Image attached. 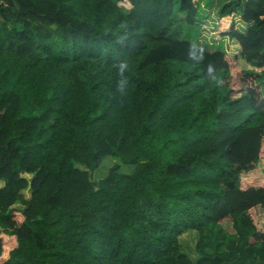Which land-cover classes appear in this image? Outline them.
Listing matches in <instances>:
<instances>
[{
  "label": "trees",
  "instance_id": "trees-1",
  "mask_svg": "<svg viewBox=\"0 0 264 264\" xmlns=\"http://www.w3.org/2000/svg\"><path fill=\"white\" fill-rule=\"evenodd\" d=\"M201 1L0 0V264H264V0L218 8L234 54Z\"/></svg>",
  "mask_w": 264,
  "mask_h": 264
},
{
  "label": "rangeland",
  "instance_id": "rangeland-1",
  "mask_svg": "<svg viewBox=\"0 0 264 264\" xmlns=\"http://www.w3.org/2000/svg\"><path fill=\"white\" fill-rule=\"evenodd\" d=\"M226 0H202L199 4L198 9V16L201 19V28L198 30L196 25L189 26L186 25L183 21H181L182 26V36L183 38L187 40H191L192 43L200 48H203L207 51H213V50H226V52L234 54L237 51V46L232 43L231 40H229L227 37L222 38L217 33V27H218V8L225 2ZM235 26L237 29L242 30V24L239 23V17L237 15L234 16ZM203 20V21H202ZM240 68H249L251 69L250 65L245 63L243 60H240V63L238 64ZM264 70V68H263ZM259 72L260 70L256 68V70ZM229 86L232 87L234 90L233 97L239 96V92L243 91V88L245 87L243 83L239 81V77L236 74H231L229 77ZM258 84L260 85L263 95H264V74L260 76ZM116 162L112 157H106L104 158L102 164L100 167L95 170L93 173H91V178L94 181H98L101 178H103L109 167L112 166V164ZM76 167L83 168L79 166L78 164H75ZM122 170L127 172L129 168L122 167ZM264 175V171H263ZM29 178V176H25ZM261 183H264V181L259 180ZM256 185H259L257 182ZM261 185V184H260ZM22 194L28 199L30 196V193L28 190H24ZM254 224L258 231L264 232V209H257L253 211L252 213ZM222 229L225 230L228 233H232L231 224L228 221H225L222 224ZM10 239V238H7ZM198 235L194 230L187 231L183 233L179 237V242L182 246L183 251H185L190 258L195 257L194 252V245L197 242ZM11 241V240H10ZM8 245V244H7ZM14 243L11 241V245L8 247H12Z\"/></svg>",
  "mask_w": 264,
  "mask_h": 264
},
{
  "label": "clouds",
  "instance_id": "clouds-1",
  "mask_svg": "<svg viewBox=\"0 0 264 264\" xmlns=\"http://www.w3.org/2000/svg\"><path fill=\"white\" fill-rule=\"evenodd\" d=\"M127 68H128V64H127L126 61H123L122 63H120L118 65V69H119V72H120L121 75L124 74V72L127 70ZM128 83H129L128 79H122V80H120L118 82V90L119 91H123L125 85L128 84Z\"/></svg>",
  "mask_w": 264,
  "mask_h": 264
},
{
  "label": "crops",
  "instance_id": "crops-1",
  "mask_svg": "<svg viewBox=\"0 0 264 264\" xmlns=\"http://www.w3.org/2000/svg\"><path fill=\"white\" fill-rule=\"evenodd\" d=\"M263 165H264V162H263ZM263 169H264V166H263Z\"/></svg>",
  "mask_w": 264,
  "mask_h": 264
}]
</instances>
